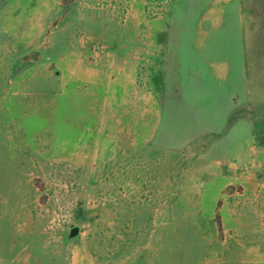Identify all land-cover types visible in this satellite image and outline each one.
I'll list each match as a JSON object with an SVG mask.
<instances>
[{
	"label": "rangeland",
	"instance_id": "374dc122",
	"mask_svg": "<svg viewBox=\"0 0 264 264\" xmlns=\"http://www.w3.org/2000/svg\"><path fill=\"white\" fill-rule=\"evenodd\" d=\"M0 264H264V0H0Z\"/></svg>",
	"mask_w": 264,
	"mask_h": 264
},
{
	"label": "water",
	"instance_id": "95a60500",
	"mask_svg": "<svg viewBox=\"0 0 264 264\" xmlns=\"http://www.w3.org/2000/svg\"><path fill=\"white\" fill-rule=\"evenodd\" d=\"M28 58H30V60L36 62L38 60V54L37 53H31L29 54ZM78 232L77 228H73L71 230V235H75Z\"/></svg>",
	"mask_w": 264,
	"mask_h": 264
}]
</instances>
